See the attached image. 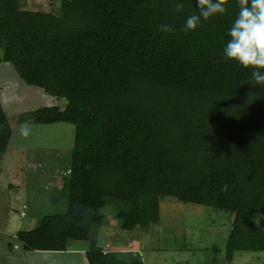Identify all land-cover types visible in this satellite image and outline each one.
I'll return each instance as SVG.
<instances>
[{"label":"trees","instance_id":"1","mask_svg":"<svg viewBox=\"0 0 264 264\" xmlns=\"http://www.w3.org/2000/svg\"><path fill=\"white\" fill-rule=\"evenodd\" d=\"M237 11L229 0L225 14L186 33L196 0H60L48 12L0 0V64L57 103L18 120L72 127L65 210L16 231L22 251L88 241L105 207L119 230L143 228L170 198L232 217L225 261L264 252V85L224 56ZM11 137L0 104V161ZM85 255L87 264H142L93 244Z\"/></svg>","mask_w":264,"mask_h":264},{"label":"rangeland","instance_id":"2","mask_svg":"<svg viewBox=\"0 0 264 264\" xmlns=\"http://www.w3.org/2000/svg\"><path fill=\"white\" fill-rule=\"evenodd\" d=\"M58 1L52 7L43 0H22V3L25 10L48 12ZM0 104L16 118L57 103L38 88L25 85L9 63H1ZM30 126L27 137L17 135V139L13 137L10 141L0 167V264L64 261L57 255H28L16 248L18 243L13 237L15 231L28 230V224L36 223L42 216L65 210L62 194L72 127L60 123ZM13 148L21 152L16 153ZM10 152L11 162L15 161L12 165ZM9 183L13 187L9 188ZM54 200L60 202L56 207L52 206ZM112 209L105 207L101 211L105 220L100 227L90 228V236L95 234L98 241L104 239L110 245L122 247L142 264H264V252H235L230 262L225 261V241L232 217L222 212L163 198L155 206L154 223L123 232L117 227Z\"/></svg>","mask_w":264,"mask_h":264},{"label":"clouds","instance_id":"3","mask_svg":"<svg viewBox=\"0 0 264 264\" xmlns=\"http://www.w3.org/2000/svg\"><path fill=\"white\" fill-rule=\"evenodd\" d=\"M229 0H196L198 14H192L186 19L184 31H195L201 23L217 14L227 11ZM180 12L184 5H173ZM237 15L228 30V40L224 47L226 59L236 61L243 68H251V77L257 85H264V0H237ZM162 32H175L168 24L159 26ZM31 126L28 121L20 125L19 132L27 137Z\"/></svg>","mask_w":264,"mask_h":264},{"label":"crops","instance_id":"4","mask_svg":"<svg viewBox=\"0 0 264 264\" xmlns=\"http://www.w3.org/2000/svg\"><path fill=\"white\" fill-rule=\"evenodd\" d=\"M3 110H4V108H3ZM4 112L6 114L9 126H10V128L12 130V137H11L10 141L13 139V137H15L17 139L18 138L17 135L21 136V134L19 132V128H20V125L23 124L24 122L21 121V120H18L20 114L15 118V117H12V115H11L12 113L9 114V113H7L8 111L6 112L5 110H4ZM33 126H35V125H33ZM15 143L16 142L14 141V144ZM13 149L16 150V153L21 152V150H18L17 148H13ZM6 152H7V150H6ZM6 152L4 153V155L6 154ZM4 155L2 157V160L0 161V167L2 166ZM9 158H10V163L9 164L12 165L13 162H11V158H12L11 152H10ZM14 159L15 158H13V160ZM13 164H15V161H14ZM0 171H1V168H0ZM8 186H9V188L13 187V186H11V183H9ZM59 203H60L59 201L54 200L52 206L56 207V206L59 205ZM34 224L33 223L32 224H28V227H27V228H29L28 230H30L33 227ZM18 231H21V230H18ZM23 231H27V230H23ZM13 237H14V235H13ZM90 244H93L95 247L99 248L102 254L109 253V252H114L117 255H120L121 259H125L128 262V258L129 257H127V255L124 257V254H128L129 253V252H126L127 250L122 249V247H119V246H116V245H110L104 239L102 241H98L95 234H93L92 236H90V234H89L88 241H75V242H72L69 245V247L67 248V250L64 251V252H26V254L29 253L28 255H31V256H34V257H38V256L40 257L42 255H46V256H49V257L52 256V255L61 256V258H64V261H62V263H60V264H87L85 253L89 250ZM16 248L20 249V246L17 244ZM24 256H25V253H24ZM50 261H52V260H50ZM45 264H55V263L47 262L46 259H45Z\"/></svg>","mask_w":264,"mask_h":264}]
</instances>
